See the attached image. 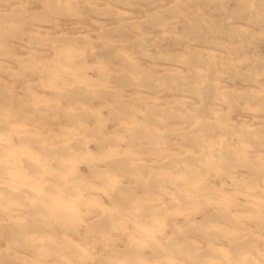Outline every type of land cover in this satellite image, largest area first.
Listing matches in <instances>:
<instances>
[{"label":"rangeland","instance_id":"obj_1","mask_svg":"<svg viewBox=\"0 0 264 264\" xmlns=\"http://www.w3.org/2000/svg\"><path fill=\"white\" fill-rule=\"evenodd\" d=\"M0 264H264V0H0Z\"/></svg>","mask_w":264,"mask_h":264},{"label":"bare ground","instance_id":"obj_2","mask_svg":"<svg viewBox=\"0 0 264 264\" xmlns=\"http://www.w3.org/2000/svg\"><path fill=\"white\" fill-rule=\"evenodd\" d=\"M54 12H55V11H54ZM39 17H40V16H39ZM66 151H67V150H66ZM228 166H229V165H228ZM228 166H227V168H228ZM231 167H232V166H231ZM3 169H4V168H3ZM12 170H14V169H12ZM9 172H10V171H9ZM10 173H11V172H10ZM13 173L16 174L15 171H13ZM7 199H8V198H7ZM5 200H6V199H5ZM25 204H26V203H25ZM37 207L40 208V206H37ZM53 212H54V211H53ZM53 212H52V213H53ZM54 213H55V212H54ZM57 215H58V214H57ZM67 216H68V215H67Z\"/></svg>","mask_w":264,"mask_h":264}]
</instances>
